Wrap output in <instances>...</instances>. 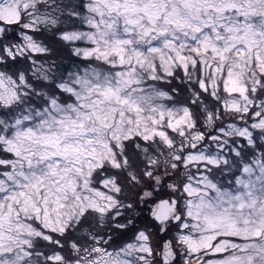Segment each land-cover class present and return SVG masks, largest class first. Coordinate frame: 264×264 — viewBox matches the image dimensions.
Returning a JSON list of instances; mask_svg holds the SVG:
<instances>
[{
  "label": "snow or ice",
  "instance_id": "obj_1",
  "mask_svg": "<svg viewBox=\"0 0 264 264\" xmlns=\"http://www.w3.org/2000/svg\"><path fill=\"white\" fill-rule=\"evenodd\" d=\"M0 264H264V0H0Z\"/></svg>",
  "mask_w": 264,
  "mask_h": 264
}]
</instances>
